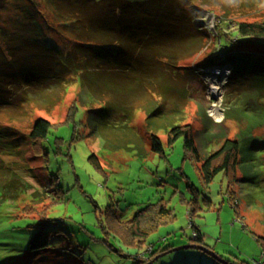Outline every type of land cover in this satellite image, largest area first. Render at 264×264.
Returning <instances> with one entry per match:
<instances>
[{"label": "trees", "instance_id": "1", "mask_svg": "<svg viewBox=\"0 0 264 264\" xmlns=\"http://www.w3.org/2000/svg\"><path fill=\"white\" fill-rule=\"evenodd\" d=\"M40 1L54 13L57 20L53 21L59 23L56 28L46 24L36 0H0V115L6 113L8 117L16 115V118L26 113V107L53 109L64 97V94L57 96L55 91L76 82L89 94L90 104H93L89 120L96 122L105 148L134 151L141 159L151 153L165 157V149H172L182 139L185 160L198 165L204 185L211 184L218 175H224L230 203L236 210L237 219L244 223L240 211L244 202L242 195L245 194L247 204L253 206L252 194L258 193L264 177L259 167L264 166V158L259 159V150L264 149V145H260L257 139V131L264 130V113L248 118L244 107L239 104L244 102L243 95L254 89L258 94L256 100L264 105V54L243 50L242 46L251 40L261 45L264 43V22L239 23L236 39L220 38L218 47L213 53L208 52L197 68L189 66L187 61L207 52L204 48L210 33L199 21L206 17L205 14L215 12L214 8L218 7L226 17L240 7L251 5L250 2ZM11 10L14 15L7 16ZM46 32H67L71 47L68 50L58 48ZM228 67L231 73L226 85L228 92L224 96L232 108L225 120L234 121L238 133L230 135L228 130L210 152L204 144L203 154L195 128L184 123L191 94L195 91L193 86L200 83L206 89L202 79L207 71ZM50 91L54 92L51 94ZM138 112L146 115V128L151 137L150 152L134 126ZM52 128L49 121L40 118L29 134L33 149L43 152L45 157L48 152L43 142L48 140ZM162 131L167 135L166 143L158 136ZM9 138L10 134L0 129V201L13 199L9 198L10 194L18 196V186L27 194L32 189L15 171L20 150ZM89 160L103 171L96 156ZM186 185L198 198V191L189 179ZM59 186L55 184L58 201L63 195ZM250 189H253L252 194L248 191ZM195 197L188 212L192 220L197 202ZM114 214L115 211L108 214L112 221L111 230L121 237L126 247L141 250L147 237L173 218V212L165 202L148 204L129 221H119ZM44 218L45 224L51 221ZM193 228L194 238L190 244L206 246L201 230ZM49 235V231L36 234L28 246L27 257L34 258L48 248ZM257 240L263 247L264 263V237ZM171 249L152 250L144 259L139 258L141 254L138 253L135 264H151Z\"/></svg>", "mask_w": 264, "mask_h": 264}, {"label": "rangeland", "instance_id": "2", "mask_svg": "<svg viewBox=\"0 0 264 264\" xmlns=\"http://www.w3.org/2000/svg\"><path fill=\"white\" fill-rule=\"evenodd\" d=\"M36 1L39 2V12L47 20L46 24L56 28L59 23L53 21L57 19L52 10L44 2ZM248 1L251 5L240 7L226 17L218 7L214 8L215 12L207 14L209 18L205 17L202 23V28L210 33L204 48L207 52L187 61L189 66L197 68L207 53H213L218 47L220 38L236 39L235 31L239 23L264 22V0ZM13 15L11 10L7 16ZM46 35L58 48L68 50L71 47L72 41L67 32H46ZM262 45L251 40L242 48L262 55ZM213 70L225 74L230 68ZM212 76L215 77V72L211 76L205 74L202 79L206 89L200 83L194 84L195 91L191 94L184 121L195 128L202 153L204 144L210 152L217 146L220 136L228 134V130L230 135L238 133L236 123L231 119L225 120L232 108L225 102L224 96L228 92V78L219 76V81H223V95L214 101L211 92L208 93L210 98L207 96L209 87L216 94L218 92L215 86H209L212 83L210 77L214 78ZM65 88L55 91L57 96L64 94V97L53 109L26 107V113L16 118V115L8 117L6 113L0 115V129L8 132L9 140L19 146L15 171L32 187L27 194L18 186V196L10 194L9 198L13 199L0 201V264H135L138 253L141 254L139 258L144 259L152 250L158 252L168 247L172 249L151 264L263 263V247L257 238L264 237V177L258 193L252 194L253 189L248 190L254 197L253 206L247 204V196L243 195L244 202L240 205L242 223L230 203L224 175L220 174L211 184L204 185L198 165L185 160L182 139L172 149H165V157L151 153L141 159L134 151L109 150L102 143L96 122L89 120L93 106L89 94L76 82ZM53 92L50 91L51 94ZM255 92L252 89L243 93L244 102L239 104L244 107L248 118L264 113V105L256 100L258 94ZM221 113L224 118L220 122ZM40 118L53 125L48 140L43 142L48 152L46 157L43 152L33 149L29 139L33 124ZM145 119L146 115L138 112L134 126L150 152L151 137ZM257 134L260 145H264V130L257 131ZM158 136L166 143L165 132H159ZM259 152V159H263L264 149ZM93 155L99 159L103 171L89 160ZM259 167L264 173V166ZM187 179L197 189L198 198L189 192ZM56 183L63 191L59 201L55 197ZM193 197L197 202L192 220L188 212ZM160 202H165L172 210V221L153 230L155 232L147 237L142 250L126 247L121 237L111 230L110 211H115V217L124 222L131 220L148 204ZM44 217L52 222L45 224ZM193 227L201 230L204 247L209 252L195 248L174 250L190 244L194 238ZM41 231H49L50 245L36 257L29 258L27 250L30 241Z\"/></svg>", "mask_w": 264, "mask_h": 264}, {"label": "built area", "instance_id": "3", "mask_svg": "<svg viewBox=\"0 0 264 264\" xmlns=\"http://www.w3.org/2000/svg\"><path fill=\"white\" fill-rule=\"evenodd\" d=\"M209 18V16H207L206 15V18L205 19H208ZM205 19L203 18V19H200L199 21H202L203 23L205 22ZM211 71H212V73H214L215 72V77L214 76H212V77H214V78H211L210 77V80H212V83L211 84H209V86H215L216 88H217V90H218V92H217V94H216V92H214L213 90H212V88L211 87H209L208 89H207V94L209 93V92H211V97H212V99L214 98V101H216L215 99L216 98H218L220 95H223L222 94V92H221V86H222V83L221 82H223V81H219V76L222 78H225V79H227L228 78V76L230 75V70H226L225 71V74H222L221 73V71H219V70H213V69H211V70H208L207 71V76L210 74V76H211ZM208 96H209V94H208ZM209 98H210V96H209ZM217 103H215V104H213L212 105V107H214L215 105H216ZM222 112V111H221ZM223 113H221V115H222ZM224 118V116L222 115L221 116V119H220V122L222 121V119ZM262 264H264V263H262Z\"/></svg>", "mask_w": 264, "mask_h": 264}, {"label": "water", "instance_id": "4", "mask_svg": "<svg viewBox=\"0 0 264 264\" xmlns=\"http://www.w3.org/2000/svg\"><path fill=\"white\" fill-rule=\"evenodd\" d=\"M188 248L202 249V250L209 252V250H207L204 246H200V245H196V244H189V245L181 246V247L175 248L174 250H181V249H188ZM211 254L214 257H216V255H214L213 253H211Z\"/></svg>", "mask_w": 264, "mask_h": 264}, {"label": "crops", "instance_id": "5", "mask_svg": "<svg viewBox=\"0 0 264 264\" xmlns=\"http://www.w3.org/2000/svg\"><path fill=\"white\" fill-rule=\"evenodd\" d=\"M242 172H243L242 174H244V168H243ZM245 175H246V174H245ZM262 176H264V175H262ZM243 192H244V191H243ZM243 192H242V193H243ZM242 196H243V195H242Z\"/></svg>", "mask_w": 264, "mask_h": 264}, {"label": "bare ground", "instance_id": "6", "mask_svg": "<svg viewBox=\"0 0 264 264\" xmlns=\"http://www.w3.org/2000/svg\"><path fill=\"white\" fill-rule=\"evenodd\" d=\"M222 116V115H221Z\"/></svg>", "mask_w": 264, "mask_h": 264}]
</instances>
